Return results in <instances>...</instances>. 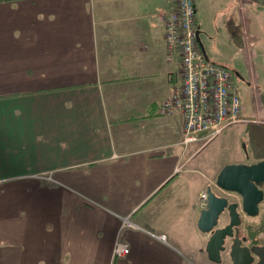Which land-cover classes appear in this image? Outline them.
Here are the masks:
<instances>
[{"label": "crops", "instance_id": "1", "mask_svg": "<svg viewBox=\"0 0 264 264\" xmlns=\"http://www.w3.org/2000/svg\"><path fill=\"white\" fill-rule=\"evenodd\" d=\"M254 3L194 0L202 46L220 25L251 52ZM168 11L166 0H0V264H194L202 191L187 204L181 171L194 143L182 144L179 114L157 112L175 69Z\"/></svg>", "mask_w": 264, "mask_h": 264}, {"label": "built area", "instance_id": "2", "mask_svg": "<svg viewBox=\"0 0 264 264\" xmlns=\"http://www.w3.org/2000/svg\"><path fill=\"white\" fill-rule=\"evenodd\" d=\"M166 1L169 11L162 21L166 60L175 69L170 91L157 112L165 117L179 114L183 119L182 144L188 147L201 142L199 147H204L227 127L249 121L244 117L243 102L231 70L211 62L202 51L194 0ZM205 194H200L202 202L206 201ZM123 224L130 226L127 220ZM155 237L166 242L164 234ZM128 252L127 244L114 243L115 257Z\"/></svg>", "mask_w": 264, "mask_h": 264}, {"label": "rangeland", "instance_id": "3", "mask_svg": "<svg viewBox=\"0 0 264 264\" xmlns=\"http://www.w3.org/2000/svg\"><path fill=\"white\" fill-rule=\"evenodd\" d=\"M255 1L260 6L257 7V4L254 3L249 6L251 9H248L246 13L249 22L247 34L256 39V46L251 52H246L237 40L227 36L220 29V25L219 30H216L219 33L201 37L202 39L204 36L205 45L203 44V47H205L206 56L211 62L223 65L234 74H240L243 77V81L235 79V85L240 89L241 101L248 103V110L256 106L258 112H244V117L249 122L227 127L220 135L202 147L198 153L193 154L201 142L191 146L186 155L194 157L181 170L184 171L187 181L184 191V201L187 204L189 203L188 195H192L194 191L198 190V187L202 192L210 187L214 193L225 195L224 192L217 190L215 184L217 175L223 166L232 163H256L264 159V127H262L264 126V0ZM210 27L214 32L211 23L208 28ZM209 37L210 39H208ZM252 99L255 103L252 102ZM194 195L197 194H193L192 199H194ZM196 204L198 205L197 202ZM197 205L195 209L199 211ZM224 222L221 219L219 226ZM205 236L201 234L199 246L190 252L194 264H213L206 258ZM222 260V264H229L226 253L222 254Z\"/></svg>", "mask_w": 264, "mask_h": 264}, {"label": "water", "instance_id": "4", "mask_svg": "<svg viewBox=\"0 0 264 264\" xmlns=\"http://www.w3.org/2000/svg\"><path fill=\"white\" fill-rule=\"evenodd\" d=\"M203 53V46L200 42ZM207 57V56H206ZM216 186L226 192H237L243 197L244 211L251 217L257 213V203L262 200V192L256 185L264 183V160L254 164H227L223 166L216 178ZM224 198H218L210 187L207 188L206 204L199 212L196 223L201 233H211L206 243L205 251L208 259L219 263V251L223 250V240L231 236V228L236 224L238 215L234 211V204L229 206L231 223L224 228L213 230L217 224L219 214L226 205ZM239 241L235 240L232 246L231 258L233 264H249L252 260L248 248H240ZM251 252L259 258L257 264H264V247H252Z\"/></svg>", "mask_w": 264, "mask_h": 264}, {"label": "flooded vegetation", "instance_id": "5", "mask_svg": "<svg viewBox=\"0 0 264 264\" xmlns=\"http://www.w3.org/2000/svg\"><path fill=\"white\" fill-rule=\"evenodd\" d=\"M231 75L233 77L234 85L236 84L235 79L237 78L238 80L243 81V77L240 74H234L231 71ZM235 86L237 90L239 91L240 89H238V86L237 85ZM232 164H239V163H232ZM251 164H254V163H250V164L248 163L247 165H251ZM256 187L258 188V190L262 192V200L259 203H257V207H256L257 213L253 217L249 216L247 212L244 211L243 197L239 193L226 192V191L221 190L218 187H217V190L220 192H224L225 195H218L213 192L216 197L224 198L227 202L222 212L219 214L218 219H217V224L215 225L213 230L224 228L231 223V216H230V210H229V206L231 204L235 205L234 211L237 213L238 218H237L236 224L233 225L231 228L232 235L226 236L223 240V244H222L223 250L219 251V256H220L219 263L210 261L205 251L206 258L209 262L213 264H222V261H223L222 254L226 253L229 258V264H233L232 258H231V252H232V246L235 240H238L240 242L239 243L240 248H248L250 250V255L252 257V260L249 264H257L259 262V258L256 257L251 252V248L252 247H264V209H263L264 183L260 185H256ZM205 193H206L205 197L207 198V190L205 191ZM205 204H206V201L202 202L201 196H199V212L203 208L202 206H204ZM198 217H199V214H198ZM221 219H223L225 222L223 225L219 226V222L221 221ZM255 219H257V221H254ZM202 234L206 235L205 236V247H206V243L208 242L212 234L211 233H202Z\"/></svg>", "mask_w": 264, "mask_h": 264}]
</instances>
